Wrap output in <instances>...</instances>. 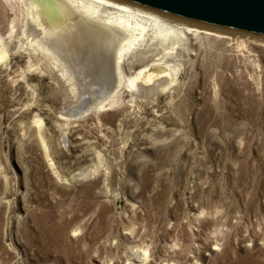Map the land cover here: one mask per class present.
<instances>
[{
	"label": "rangeland",
	"instance_id": "rangeland-1",
	"mask_svg": "<svg viewBox=\"0 0 264 264\" xmlns=\"http://www.w3.org/2000/svg\"><path fill=\"white\" fill-rule=\"evenodd\" d=\"M151 19L116 102L73 119L97 75L71 62L72 102L0 0V264H264V36Z\"/></svg>",
	"mask_w": 264,
	"mask_h": 264
},
{
	"label": "bare ground",
	"instance_id": "bare-ground-1",
	"mask_svg": "<svg viewBox=\"0 0 264 264\" xmlns=\"http://www.w3.org/2000/svg\"><path fill=\"white\" fill-rule=\"evenodd\" d=\"M111 1L120 8L119 13L102 20L98 19V10L91 0L81 5H74L72 0H20L23 18L21 33L31 30L35 49L46 63L56 68L66 84L67 97L72 102L76 98V88L71 62L79 58L80 61H76L83 62L85 67L88 66L97 75L99 82L95 84L101 90L100 96L89 100L90 109L95 111L111 107L116 102L113 93L120 81L119 63L147 29V25L140 20L143 14L150 15L153 22H159L164 27L177 21L178 26L189 27L188 31L190 27H195L228 33L197 22L182 21L170 16L164 18L158 11L142 8L130 1ZM21 42L19 38L16 48H19ZM2 47L0 43V49ZM152 76L155 73L138 74L128 83L132 87L136 80L146 84ZM74 107L69 110L70 113Z\"/></svg>",
	"mask_w": 264,
	"mask_h": 264
},
{
	"label": "water",
	"instance_id": "water-1",
	"mask_svg": "<svg viewBox=\"0 0 264 264\" xmlns=\"http://www.w3.org/2000/svg\"><path fill=\"white\" fill-rule=\"evenodd\" d=\"M205 25L264 36V0H126ZM97 97L100 94L96 95ZM90 102V101H89ZM89 102L77 104L78 118L92 109Z\"/></svg>",
	"mask_w": 264,
	"mask_h": 264
}]
</instances>
